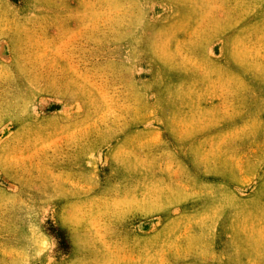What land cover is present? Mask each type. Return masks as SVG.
<instances>
[{
	"label": "rangeland",
	"instance_id": "rangeland-1",
	"mask_svg": "<svg viewBox=\"0 0 264 264\" xmlns=\"http://www.w3.org/2000/svg\"><path fill=\"white\" fill-rule=\"evenodd\" d=\"M0 264H264V0H0Z\"/></svg>",
	"mask_w": 264,
	"mask_h": 264
}]
</instances>
